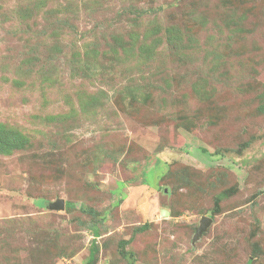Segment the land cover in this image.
I'll return each instance as SVG.
<instances>
[{
  "label": "rangeland",
  "instance_id": "1",
  "mask_svg": "<svg viewBox=\"0 0 264 264\" xmlns=\"http://www.w3.org/2000/svg\"><path fill=\"white\" fill-rule=\"evenodd\" d=\"M92 245L264 264V0H0V264Z\"/></svg>",
  "mask_w": 264,
  "mask_h": 264
},
{
  "label": "water",
  "instance_id": "2",
  "mask_svg": "<svg viewBox=\"0 0 264 264\" xmlns=\"http://www.w3.org/2000/svg\"><path fill=\"white\" fill-rule=\"evenodd\" d=\"M48 208L51 210H56V211L64 210L65 209V201L63 199H58L55 202L49 203ZM163 214H164V216H168L169 211L164 210ZM210 222H211L210 218H208V217L203 218L201 225L197 229V233H196L197 237L200 236L208 228V226L210 225Z\"/></svg>",
  "mask_w": 264,
  "mask_h": 264
},
{
  "label": "trees",
  "instance_id": "3",
  "mask_svg": "<svg viewBox=\"0 0 264 264\" xmlns=\"http://www.w3.org/2000/svg\"><path fill=\"white\" fill-rule=\"evenodd\" d=\"M16 139L11 138L10 140L13 143V142L16 141ZM11 141H8V140L3 141V144H5V146L7 148L13 147V144L11 143ZM67 205H70L71 206L70 203H68ZM95 236H98L97 233H95ZM95 260H96V247L92 245V247L90 248L89 257H88V260H87V263L86 264H95Z\"/></svg>",
  "mask_w": 264,
  "mask_h": 264
}]
</instances>
